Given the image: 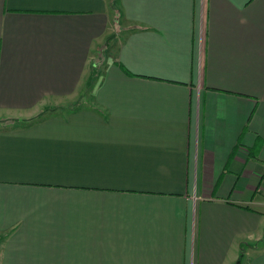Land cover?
<instances>
[{
	"label": "crops",
	"instance_id": "1",
	"mask_svg": "<svg viewBox=\"0 0 264 264\" xmlns=\"http://www.w3.org/2000/svg\"><path fill=\"white\" fill-rule=\"evenodd\" d=\"M0 122V264H264V0H0Z\"/></svg>",
	"mask_w": 264,
	"mask_h": 264
},
{
	"label": "rangeland",
	"instance_id": "2",
	"mask_svg": "<svg viewBox=\"0 0 264 264\" xmlns=\"http://www.w3.org/2000/svg\"><path fill=\"white\" fill-rule=\"evenodd\" d=\"M115 5H116L117 8H118V0H115ZM38 111L42 112L41 109H39ZM38 111H37V112H38ZM41 114H42V115H41ZM41 114H39V115H41V116L45 115V113H44V114L41 113ZM3 122H4V121H3ZM3 122H2V124H5V125H7V126L20 125V124L27 123V121H25V120L22 119V118H16V119H14V120H7L6 123H3ZM0 123H1V122H0Z\"/></svg>",
	"mask_w": 264,
	"mask_h": 264
}]
</instances>
